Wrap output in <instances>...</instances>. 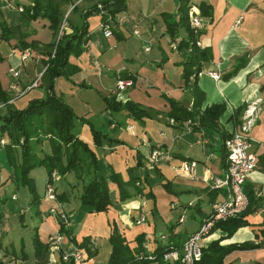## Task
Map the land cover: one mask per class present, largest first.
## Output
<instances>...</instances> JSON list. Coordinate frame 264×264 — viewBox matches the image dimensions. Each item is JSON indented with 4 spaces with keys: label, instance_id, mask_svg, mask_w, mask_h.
Returning <instances> with one entry per match:
<instances>
[{
    "label": "crops",
    "instance_id": "obj_1",
    "mask_svg": "<svg viewBox=\"0 0 264 264\" xmlns=\"http://www.w3.org/2000/svg\"><path fill=\"white\" fill-rule=\"evenodd\" d=\"M207 1L210 14L201 16L203 26L197 41L201 47L210 50L211 58L201 63L197 71L200 74L196 72L191 79L194 78L203 92L201 107L210 103L224 104L225 109L217 120L216 128L196 123L185 126L183 123L170 122L171 118L165 115L169 110L166 97L178 100L186 107L191 104L180 75L181 56L169 46V37L163 32L160 15L173 14L177 0H125V9L115 14L118 20L114 19L109 36L102 33L100 14H90L86 18L87 40L84 49L75 58L79 70L67 79L55 78V93L62 97L77 117L90 121L95 129L123 142L112 145L102 143L95 147L88 125L83 121L75 122V134L95 155L96 176L108 177L111 172H116L126 180V168L133 166L137 157L147 169L151 168L146 159L150 148L158 147L167 152L168 158L158 159L152 165L171 184L186 190L181 194H170L159 183H154L151 186L154 204L150 199H144L145 220L136 223L134 219L141 199L131 195L119 200L114 183H107L111 199L108 208L92 212L78 201L82 181L88 180L91 173H86L80 180H76L72 173L62 176L58 174L53 188L55 193H63V196L54 204L42 198L47 178L45 170L43 167L31 169L29 175L35 189H38L36 192L39 197L36 216L40 221L34 227L35 232L45 242L48 235L58 232L57 219L63 213L64 226L76 242L87 237L99 246L96 256L85 257L81 264H103L107 250H103L105 254H98L101 248H105L102 242L113 225L129 246H134V238L140 235L149 251L158 245L178 248L183 238L197 228L213 202L208 199L207 183L221 173L220 134L230 133L240 121L241 111L257 101V118L249 128V135L256 142L252 147L256 164L243 187L251 191L250 211L243 216L246 225L238 227L220 243H260L259 248L231 251L225 255L222 264H251L253 261L264 263V147L259 144L264 143V0ZM28 2L30 0H0V22L7 26L19 24L21 7ZM90 3L89 0H69L60 6L65 32L71 30L70 26L81 23L79 12ZM73 6L75 9L71 10ZM114 31L118 32L120 39H117ZM19 32L24 34L22 40L27 43L35 41L42 45L54 39L48 28V20L41 17L22 24ZM13 33L9 39L0 40V45L5 47V51L0 53V86L9 96L7 104L21 109L29 100L45 96L39 80L37 86L26 89L43 71L41 59L45 57L38 50L25 48L30 54L20 60L25 49L18 48L19 35L17 31ZM180 36H184L183 31H178L176 38ZM11 67L19 70L16 79L8 72ZM207 70L218 73L219 78L213 80L205 73ZM119 79H130L133 84L117 90L115 86ZM11 83L12 88L9 86ZM105 96H113L121 102L128 99L161 114L141 121L133 120L124 111L111 112L105 109ZM237 109H240V113L235 116ZM5 113L6 105L0 102V115ZM126 126H130V129L127 130ZM1 137L7 141L5 136ZM38 148L48 151L46 142H42ZM183 160L196 163L194 177L180 172L179 165ZM149 175L153 176L151 173ZM17 186L10 178L4 145L0 144V197L5 199L0 207L10 204V208H6L10 210L8 214L5 210L0 212V227L4 226V235L9 230L8 226L3 225L4 218L11 217L15 212L21 219L27 209L21 205ZM215 192L212 196L214 201L220 200L223 192L219 189ZM23 198L29 204L30 196L26 188ZM53 205H56V212L49 213L48 208ZM20 208L24 209L22 214L18 212ZM222 235L224 233L219 228L213 229L204 245ZM0 243L5 255L0 259L4 264H35L31 239L27 250L23 249L21 240L16 244L15 251L11 249L13 245L10 247V243L8 248L5 237L0 238ZM21 246L22 256L17 257L15 252H20ZM59 248L70 251L77 247L63 234ZM53 258L55 264H64L59 261L58 254L54 253Z\"/></svg>",
    "mask_w": 264,
    "mask_h": 264
},
{
    "label": "trees",
    "instance_id": "obj_2",
    "mask_svg": "<svg viewBox=\"0 0 264 264\" xmlns=\"http://www.w3.org/2000/svg\"><path fill=\"white\" fill-rule=\"evenodd\" d=\"M69 0H30L24 4L20 11V23L16 26H7L0 22V40H7L18 32L17 46L20 49L31 48L38 50L45 58L41 59L44 66L41 72L39 83L45 90L43 98L31 99L21 109H15L7 104L9 96L0 86V102L6 105V113L0 115V135L3 137L5 159L10 167V178L16 183L26 188L30 198L29 204L34 207V213H38L39 197L35 190L33 179L29 171L35 167H43L47 175L45 184L50 181V173L55 170L57 174L64 175L72 173L76 180L82 179L86 173H91L88 180L82 181L78 201L81 206H86L92 212L105 211L111 204L108 182H112L117 187L118 199L124 200L131 195H137L143 199H150L154 204V195L151 186L159 183L163 190L170 194H181L185 189L171 184L170 181L163 178L161 173L150 165L149 169L144 165L139 157L133 166L126 168L127 179L123 180L116 172H111L108 177L96 176L97 162L94 153L87 144L80 140L74 132L75 122L83 121L89 127L92 143L95 147L102 143L121 144V140L113 138L105 133L95 129L92 123L83 118L77 117L71 107L63 101L59 94L54 91V81L57 77L68 78L79 70L75 63V58L83 51L86 43L87 23L86 18L92 13L100 14V23L107 24L116 13L125 9L124 0H89L91 3L85 10L79 12L81 23L70 26L71 30L65 32L62 30L57 37L59 26L62 20L60 6ZM100 5V8L98 7ZM190 5H194L200 16H209L210 4L207 0H177V7L173 14L161 13L163 21V32L169 37V41L176 40L175 49L181 56L179 65H181V78L183 85L187 89V94L191 99L190 106L186 107L180 101L166 97L169 110L166 116L174 122L182 123L186 119L200 126L217 127V120L223 113L225 106L223 103H210L201 107L203 101V92L198 88L194 78L196 72L200 69L201 63L210 60L211 53L207 47H201L196 44L199 30L194 31L188 25L187 11ZM75 6L71 10H74ZM37 17L48 20V28L54 36L53 41L39 45L32 41L27 43L22 40L24 36L20 33L22 24H27L30 20ZM178 31H183L184 36L176 38ZM117 39H120L118 32L114 31ZM53 51L52 55L51 52ZM1 59V58H0ZM236 67L233 69L235 71ZM232 71V72H233ZM105 109L116 112L124 111L125 115L133 120L141 121L143 118H154L161 112L144 107L131 100L123 102L116 100L113 96H105ZM240 109H237L234 115H238ZM229 136V133L220 134L221 145L219 147L221 167H224L225 151L223 140ZM46 142L48 151H42L38 146ZM151 173L153 176H150ZM55 181V180H54ZM54 183V182H53ZM52 183V185H53ZM56 200L61 199L63 193H55ZM216 189H208L207 195L209 201H214L212 197ZM247 196L248 204L240 214L235 217L217 222L212 230L219 228L224 235L211 240L202 246L200 258L194 264H222L225 255L234 250H247L259 248L260 243L251 241L232 242L221 244L220 241L230 237V235L241 226L246 225L243 216L250 209V190H244ZM5 201L0 197V203ZM58 232L64 234L67 240L73 243L77 249L84 252L87 258L96 256L99 246L83 237L76 242L74 237L65 228V224L57 219ZM32 257L37 264H46L47 261V243L43 242L35 230L31 236ZM134 246H129L124 236L113 225L109 235L103 240L102 245L107 249L103 264H160V255L173 247L157 246L152 252V258L146 259L142 252V237L134 238ZM22 248H21V250ZM141 253V254H140ZM139 254V256H138ZM85 260V258L83 259ZM0 264H4L0 260ZM64 264H73L72 261ZM81 264V263H80ZM251 264H264L253 261Z\"/></svg>",
    "mask_w": 264,
    "mask_h": 264
},
{
    "label": "built area",
    "instance_id": "obj_3",
    "mask_svg": "<svg viewBox=\"0 0 264 264\" xmlns=\"http://www.w3.org/2000/svg\"><path fill=\"white\" fill-rule=\"evenodd\" d=\"M98 7L100 8V5H98ZM107 19L109 20V23H100L104 36H109L111 34V25L113 24L114 19L118 20V17L115 18L114 15L111 18L107 17ZM187 21L188 25L192 27L194 31L200 30V28L203 26V20L194 5H190V8L187 11ZM64 29L65 23L63 18L59 26L57 37ZM176 40L177 39H174L169 44L172 49H175L176 47ZM196 44H199L198 41H196ZM144 49L147 50V46H145ZM29 54V50L25 49L21 54L20 60L28 57ZM8 72L13 79H16L19 70L18 68L11 67L8 68ZM197 73L200 74V72ZM205 73L213 80H217L219 78V75L216 72L207 70ZM40 75L41 73L31 82L29 86L26 87V89L37 86ZM132 84L133 82L130 79H119L116 81L115 88L117 90H123L132 86ZM9 86L12 88L13 83L9 84ZM255 104L256 102H253L243 109L241 121L243 119L244 122L235 127L229 133V136L223 140V148L225 151L224 167L221 168L220 174L211 178V180L207 183L209 189L221 190L223 192L222 198L220 200L213 201L210 204V209L206 216L202 218L195 230L188 233L183 238L181 245L178 248H171L162 252L160 255V264H194V262L200 258L202 246L204 245V241L209 232L212 230V227L217 222L225 221L228 218L235 217L245 210L248 200L243 187L247 176L254 169L256 164V156L252 149L256 142L249 135V128L251 126L250 118H252V115L254 116L255 114V112H253L255 109L253 105ZM169 121L174 122L172 119ZM126 129L129 130L130 126H126ZM0 143H3L2 139L0 140ZM259 144L264 147V143ZM161 158L167 159V152L161 151L158 147H152L149 150L146 161L150 166ZM195 165L196 163L193 160H183L180 162L179 170L185 176L194 177ZM57 176V172L52 170L50 173V181L45 184L42 194L43 199L53 201L54 204H57V202L52 183ZM12 197L14 198V196ZM139 198L141 199V203L138 207L137 216L134 219L136 223L143 222L145 220V210L143 208L145 200L142 197ZM19 211L22 213L23 210L20 209ZM48 211L49 213H55L56 205L50 206ZM59 220H61V222H65V216L63 213L59 214ZM62 237L63 234L60 232H54L47 236L46 243L48 247L46 264H55L53 258L54 253L58 254V259L60 262H67L70 260L73 264H80L85 258L84 252L77 248H74L70 251L61 250L59 248V244ZM147 248V244L143 242L142 252H144L143 254L145 255V258L150 260L153 254Z\"/></svg>",
    "mask_w": 264,
    "mask_h": 264
},
{
    "label": "rangeland",
    "instance_id": "obj_4",
    "mask_svg": "<svg viewBox=\"0 0 264 264\" xmlns=\"http://www.w3.org/2000/svg\"><path fill=\"white\" fill-rule=\"evenodd\" d=\"M3 51H5V47H4V45H0V53H3ZM253 106L255 107V109L253 111V112H255V114H254V116L252 115V118H250L251 125L255 122V120L257 118V114H258V110H259L258 101ZM242 111H241V114H242ZM243 122H244V120L242 119V121H241V119H240V121L237 123L236 127ZM182 123L186 126V125H189V124L194 123V122H191L189 119H186ZM205 126H207V125H205ZM152 183L154 184V180ZM17 191L19 194V200L22 202L21 205L27 209L24 211V209L20 208L24 211V213L22 211L23 216L21 219L18 218V216L16 215L15 212L12 214L11 217H8L6 219L4 218L3 225L8 226V229H9L5 235L3 232L4 226L2 228L0 227V238L3 239V237H5V240L7 241L6 245L8 246V243H10V247H11V245H13V247H11V249H13L14 251H15L14 248H15L16 244L20 240H21V244H23V249L27 250L28 242L32 236V233L34 231V227L37 226L39 221H40V219L34 213V207L30 204H26L27 203L26 201L24 202L23 194L25 192V188L21 185H18ZM37 192H38V189H37ZM6 208H10V204H9V206L4 205V207L3 206L0 207V212L5 210V213L8 214L10 212V210H7ZM20 209H18V210H20ZM18 212H19V214H22V213H20V211H18ZM151 221H153V219H151ZM211 232H212V230L209 232V234ZM204 243H205V241H204ZM8 248H9V246H8ZM21 248H22V246H21ZM104 249L107 250L106 248H101V251L98 254V256H100L101 254H105V252L103 251ZM20 253H21V255H20ZM22 253L23 252H21V251L19 252L18 250L15 252V254H17V257L22 256ZM3 257H5V255H4V253H2L1 243H0V258H3ZM96 260H97V257H95V261ZM35 264H37V263L35 262Z\"/></svg>",
    "mask_w": 264,
    "mask_h": 264
}]
</instances>
